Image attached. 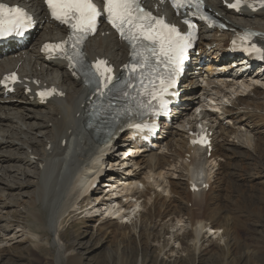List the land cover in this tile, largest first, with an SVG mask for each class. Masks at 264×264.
I'll list each match as a JSON object with an SVG mask.
<instances>
[{"label":"bare ground","instance_id":"obj_1","mask_svg":"<svg viewBox=\"0 0 264 264\" xmlns=\"http://www.w3.org/2000/svg\"><path fill=\"white\" fill-rule=\"evenodd\" d=\"M2 1L11 4L20 3L32 9L39 20V26L33 36L37 31L43 32V35L36 45L30 43L29 46L19 51L13 50L8 55H3L1 53L3 50L0 48V81L4 74L18 70L24 79L36 77L43 85L46 83L56 85L66 93L64 98L54 99L42 105L33 93L25 94V88L19 89L15 95H5L0 87V185L9 191L32 186V192H28L30 204L27 205L28 211L25 214L38 225V231H46L51 235L50 244L54 248V256L52 260L48 259L47 263L60 264L62 260H65L66 264L84 263L83 255L76 251L75 245L67 244L60 232L65 218L71 216L75 210L81 211V205L86 200L91 204L86 210L87 217L98 218L92 221L98 225L90 226V231L93 232L88 233L87 230L86 234L94 237L93 241L96 244L92 246L106 250L109 264H159L158 261L148 262L146 256L149 253L145 250H151L152 242L160 241L161 238L166 241L167 246L172 241L169 252L172 254L171 258L175 257L174 263L192 264L194 256L192 257L190 253L178 257L179 248L189 238L193 241L195 255L198 254L202 251L203 242L210 238L207 232L212 233L219 240L221 247L218 246L215 254H218L220 259H225L223 264H230L234 251L241 250L242 253L248 250L246 244H241L240 249L237 248L240 236L234 214H241V209L238 211L232 207L227 206V208L222 203V195L224 184L228 182L238 184L237 173L232 171L237 165H241L244 169L258 170L259 164L254 166L251 164L255 159L251 158L249 152L264 147V117L261 118L260 124L250 123L254 115L249 109L252 106L264 110V83H262L263 87H252L246 96L236 97L232 101L231 108H223L222 115L206 110L200 116L194 114L188 116L187 123L191 125V129L197 123H202L213 131V151L210 157L207 150L189 147L190 131L186 133L180 130L174 131L173 127H170L165 137L162 135L158 138L156 141L158 149L155 151L144 150L138 153L133 151L135 149L129 142L130 132L125 126L117 128L109 142H97L85 129V115L88 112L86 99L89 96L87 88L68 70L66 63L47 58L46 54L41 53L44 43L63 39L66 31L48 21L41 0H35L33 3L27 0ZM227 1L233 2V0ZM205 2L206 8L221 16L230 30L219 36L216 33L211 35L210 31L204 29V36L199 43L201 54L195 58L200 66L199 71L190 73L183 83L182 109L186 110L193 104H198L197 109L202 107L205 100L212 99V95L217 96L218 100L224 99L237 92L239 88H248L252 85L247 81L240 82L245 77L231 69L226 60L219 57L221 51L225 55V48L221 49V46L227 41L228 36L233 35L237 30L249 27L256 31L258 38L264 42V9L258 12L242 9L234 13L223 7L222 0H205ZM107 31L108 29H102L95 38L89 40L85 51L90 60H95L97 57L108 58L118 70L128 61L129 51L113 33L107 34ZM102 33L105 35L102 36ZM218 43L221 44L218 49L208 51V47L214 45L218 47ZM8 46L12 49L15 47L11 43ZM204 64L206 66L203 67ZM204 70L208 73V84L213 87L206 91L202 88V92H199V79ZM217 70L221 71L217 72ZM251 95L253 98L250 97ZM242 109H245L243 110L245 112L242 113ZM182 116L181 113L176 120L181 119ZM221 120H228V123L232 122L234 126H240L233 130L229 128L230 131H227L226 128L221 127L219 122ZM244 120L245 124L241 125ZM241 128L243 131L239 130ZM231 136L237 138L238 143H230L227 137ZM219 139L222 141L219 142ZM121 148H129L127 151L131 152L128 155L133 164L131 166L140 170L132 169L126 170L123 174L106 175L107 171L104 173V170L108 165L118 162L117 158L120 156L118 157L116 152ZM158 150L164 151L160 153ZM241 158H247V161ZM218 160L220 169L216 180L212 181L213 177L206 167L207 164ZM169 168L181 169L182 173L178 175L180 178H176L177 181L172 180L171 177L176 171L166 176L168 171L171 172ZM92 175H97V178L98 175H104L111 183L103 184L102 180V184L95 191L90 192V182L87 188L82 190L83 182H87V177ZM6 177L9 181L5 183ZM249 180L246 178L240 181L238 192H241L243 198L235 200L238 206H246L245 210H251L252 198L254 199L249 194L245 197L246 184ZM105 186L115 187L114 192L103 195ZM153 187L161 191H154ZM164 193L172 195L174 200L168 198L166 202ZM18 196L25 197L23 193ZM21 199L18 197L16 201L22 203ZM3 201L4 209L16 207L15 201H7V198ZM215 201L219 204L214 206ZM174 203L176 204L173 205ZM235 203L233 205L237 206ZM44 211H47L46 221L43 220L44 215L42 216ZM21 215L22 213L12 210V222L17 223V218ZM109 216L114 217L108 218ZM166 218L168 221L162 223L164 225H158V221ZM183 218L187 219L186 223ZM2 220L6 221V224L9 223V219L0 215V222ZM87 221L91 222V220ZM109 222L117 226L108 228ZM167 223L171 225H166ZM6 224L0 228L5 233L0 236L2 240L7 237L6 232L10 231ZM186 224L189 225L190 230ZM169 229H172L171 232ZM168 234L170 237L166 239L165 236ZM78 235L79 233L74 237ZM34 245L40 247L39 243ZM136 245L142 248L139 251L141 255L139 260L134 257L137 251L134 249ZM246 252H244L246 258H253L251 252L247 254ZM161 264L165 262L161 261ZM203 264L213 263L210 259Z\"/></svg>","mask_w":264,"mask_h":264},{"label":"rangeland","instance_id":"obj_2","mask_svg":"<svg viewBox=\"0 0 264 264\" xmlns=\"http://www.w3.org/2000/svg\"><path fill=\"white\" fill-rule=\"evenodd\" d=\"M42 35H43V32L37 33L35 38L33 39V42L31 43V45H36L39 42V39L41 38ZM203 86H206L205 83H203V84L200 83L198 86V89L200 90ZM239 93L240 94L244 93V90L242 89ZM250 97L253 98L252 95ZM229 98H231V97H229ZM261 99H263V97ZM258 102H260V101H258ZM220 108H222V106ZM206 109H207L206 107L202 108V113ZM243 110L244 109L241 110L242 113L245 112ZM194 111H195V106H192L188 112L190 114V113H193ZM216 111H218L219 113H222V111L220 109L219 110L216 109ZM249 111L252 112L254 115L253 119L250 120L249 122L252 124H254V123L260 124L261 120H262L261 118L264 117V110H260V109L256 110L255 107L251 106ZM199 112H200V110L197 111V114H199ZM181 122L175 124V127H176L175 131L180 130V131H185L184 133H186V131L189 130V124L187 122H185L184 120H182ZM220 122H221V124L223 122L222 126L224 128H226L227 131H230L229 128L233 130V129H237V126H240V125L234 126L232 122L228 123V121H220ZM228 124L230 126H228ZM242 124H245V121H242ZM239 130L243 131V128H241ZM29 136H34V135H29ZM258 137H261V136H258ZM227 138H228L230 143H238V139L235 138L234 136L227 137ZM218 141L221 142L222 140L219 139ZM131 149H132V146H131ZM124 150H126V149H124ZM163 151L164 150H162L161 152L163 153ZM21 152H26V151L21 150ZM116 153H118L117 154L118 157L120 156L119 158H117L118 162L114 163L115 164L114 167H112L111 165H109V167H107L108 169H111V170H107V174H116V173L117 174L118 173L123 174L126 170L131 171L132 169H134V171L140 170V168L137 169V168H134V166H131L132 163H131L130 158L128 157V155L130 153L128 154V153H126V151H121V150L117 151ZM249 153H251V158L253 160L255 159L254 161H251L252 162L251 164L253 166L259 164L258 170H253V168L252 169L245 168L246 169L245 170L241 165H237V167H235V169H233L232 171L237 173L238 184L236 185L234 182H232L233 184L232 183L230 184V182H228V183L224 184V186H223V195H222L223 205H226V207L228 206L230 208L232 207L233 209H237L238 211H240L239 209H241V212H242L241 214L240 213L234 214V218L237 219L235 221V225L238 228L237 231H238L239 236H240L238 238L237 248L240 249L242 247L241 244H246L247 248H248V250H244L242 253H241V250L234 251L233 256L231 258L232 261L230 262V264H264V221H263V219H264V213H263L264 212V198H263L264 197V190H262V189H264V164H263L264 163V147H259L258 150L252 149L251 152H249ZM241 160L247 161V158H241ZM113 161H115V160H113ZM219 162L220 161L218 160V162L215 161V163L213 162V163L207 164L206 168H207V170H209L211 177H213L212 181H215L216 177L218 175V172L220 169L218 166ZM222 162H224V161H222ZM30 170L31 169H29V171ZM169 170L171 172L168 171L166 176H170L176 171L174 173V175H172L171 177L173 178L172 180L177 181V179L180 178V177H178V175H180L182 173L180 171L181 169L169 168ZM241 170H242V172H241ZM185 175H186V173H184V176ZM241 175H244V176H241ZM246 175L249 177H247ZM256 177H258V178H256ZM242 178L243 179H246V178L250 179L249 183H247L248 185L246 184L247 188L245 187L247 189V193H246L245 197H247L248 194H249V196H251V198L254 197V199L252 198V203H251V208H250L251 210H249V209L245 210L244 208L246 206L245 207L242 205L238 206V204L235 203V200H240V198L241 199L243 198L241 196V192H238L240 189L238 187L241 186L240 181L243 180ZM231 179H232V177H231ZM104 180L105 181L108 180L107 177H105ZM8 181H9V179L6 177L5 183ZM219 183L221 184V182H219ZM234 185H236V186H234ZM216 186L217 185H215V188H216ZM153 189H154V191L155 190L161 191L160 189H156V187H153ZM185 190H187L186 187H185ZM28 192L29 193L32 192V186L28 187V188H26V186H25V187L19 188L17 190L15 189V190L9 191V190H6L3 185H0V215H3V217H5V219H9V223H10V224L9 223L6 224V221L3 222V220H2V222H0V228L3 227L5 224H6V226H8L10 228V231L6 232L7 237H5V236H4L5 238L3 237L5 240L0 239V241H3V243L0 242V264H45V263H47L48 259H51V260L53 259L54 248L50 244L51 243V235L46 231H42V230L38 231V229H37L38 225L32 221L33 219L29 216L26 217L25 212L28 211L27 208L30 204V202H29L30 197H29ZM106 192H107V190H104L103 195ZM262 192H263V194H262ZM20 193H23L25 195V197L24 196L23 197L18 196V194L20 195ZM239 194H240V196H239ZM163 195H165V197L164 196L163 197L166 198V200L168 198L170 200H174L173 196L172 195L169 196L168 193H164ZM18 197L22 198L21 199V202L23 201L22 203H18L16 201V200H18ZM260 197H261V200H260ZM6 198H7V201H10V200L15 201L14 203L16 204V207H12L11 209L10 208L4 209L2 203L4 202L3 200H5ZM168 200L166 202H168ZM231 201H232V203H231ZM234 203L237 206H234L233 205ZM175 204L176 203H174L173 205H175ZM215 204H219V202L215 201L214 206H215ZM90 205L91 204H90L89 200L84 201L83 204L81 205L82 206L81 213L75 212L71 216H68L67 218H65V220L62 224L63 228H62L60 233H61L62 239H64L67 244L69 243L70 245H75L74 247H75L76 251L83 255V257H84V263L83 264H109L108 263V255L105 253L106 250H101L100 248H97L94 245L92 246V244H96V242L93 241L94 237L92 238L91 235L86 234L87 230H88V233L93 232V231H90L91 230L90 226H95V225L97 226L98 225L97 223L92 222L93 220L98 219L97 217H93V219H92V218H88L86 215L87 214L86 210L90 207ZM253 205H255V206H253ZM254 207H256L257 210L254 209ZM259 207H260V209H259ZM12 210L17 211L19 213H22V215L17 218V221H18L17 223L12 222L13 221V219H12L13 217H11ZM244 210L246 211V213ZM243 213H245V214L243 215ZM248 213L250 214V216ZM257 213H258V215H257ZM252 214H254V215H252ZM42 216H43V220L46 221L47 220V211L42 212ZM258 216H259V218H258ZM186 218H187V216H186ZM186 218H183L185 223L187 220ZM87 220H91V222H88ZM167 221H168L167 218L164 219L163 221H158V225L161 224V226H162V225H164L162 223H165ZM17 225L19 227H17ZM113 225H115V224H113V223L111 224V222H109L107 227L108 228L109 227L114 228ZM166 225H171V224L167 223ZM187 225L188 224H186V227H188V230H190L189 225L188 226ZM115 226H117V225H115ZM11 228H12V230H11ZM23 230H24V233H23ZM171 230L172 229H169L170 232H171ZM2 231L3 230L0 229V236L5 235V233ZM77 233H79L78 237H74V235H76ZM207 234H209L208 237H210V238L206 239L205 242H203L202 247H201L202 251H200L199 253L197 252L198 254L195 255V252H194L193 247H192L193 241H192V239L188 238L185 240V244H187V245L184 244L183 245L184 247L182 246L179 248V254H178L179 256L178 255L177 256L178 257L183 256V255L187 256L188 254L191 253L192 257L194 256L193 257L194 261L192 262V264H203L210 259L212 260L213 264H223L225 262V259H220L218 257L219 255L215 254L218 251V246L221 247V245L219 244V240L216 239V237L213 236L212 233L207 232ZM12 236L13 237L16 236V237L13 238ZM165 237H166V239H169L170 235L168 234ZM171 242L172 241H170L168 246L166 244V241L164 242V239H162V238L160 239V241L152 242L151 250L150 249L148 251L145 250L147 253H149L148 256H146V260L148 262L151 261L153 263L155 261H158L159 264H161V261L165 262V264H178V263L173 262L175 257L171 258V256H170L172 254L169 252V250H170L169 248H171L170 245L173 244ZM35 243H39L40 247L39 248L35 247V245H34ZM163 243L165 244V246ZM205 244H206V246H205ZM176 246L177 245H175V247ZM82 247L83 248L86 247V248L83 249ZM140 247L141 246H139V245H136V248L134 246V249L137 250L136 253H134V257L137 258L138 260H139V258H141L139 251L142 248H140ZM161 249H162V251H160ZM244 252H246V254L251 252L250 254H253V258H249V259L246 258V255L244 254ZM185 254H187V255H185ZM213 256H215V257H213ZM170 260H172V261H170ZM170 262H172V263H170ZM60 264H66L65 260H62Z\"/></svg>","mask_w":264,"mask_h":264}]
</instances>
